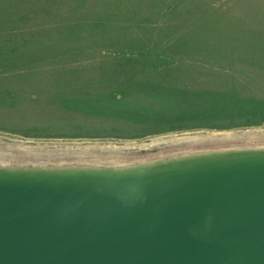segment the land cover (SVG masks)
<instances>
[{
    "label": "rangeland",
    "instance_id": "374dc122",
    "mask_svg": "<svg viewBox=\"0 0 264 264\" xmlns=\"http://www.w3.org/2000/svg\"><path fill=\"white\" fill-rule=\"evenodd\" d=\"M263 140L264 0H0V163Z\"/></svg>",
    "mask_w": 264,
    "mask_h": 264
},
{
    "label": "water",
    "instance_id": "95a60500",
    "mask_svg": "<svg viewBox=\"0 0 264 264\" xmlns=\"http://www.w3.org/2000/svg\"><path fill=\"white\" fill-rule=\"evenodd\" d=\"M0 264H264V145L0 163Z\"/></svg>",
    "mask_w": 264,
    "mask_h": 264
},
{
    "label": "bare ground",
    "instance_id": "6f19581e",
    "mask_svg": "<svg viewBox=\"0 0 264 264\" xmlns=\"http://www.w3.org/2000/svg\"><path fill=\"white\" fill-rule=\"evenodd\" d=\"M264 141V140H263ZM256 142V141H255ZM237 143V142H236ZM262 143V142H261ZM221 144V143H220ZM260 144V143H259ZM216 145H218V144H216ZM226 145H227V143H226ZM250 145H252V144H250ZM237 146V145H236ZM244 146V145H243ZM253 146V145H252ZM228 147V146H227ZM186 148V147H185ZM210 148V147H209ZM182 150V149H181ZM179 151H180V149H179ZM166 154V153H165ZM148 156V155H147ZM145 157V156H144ZM148 158V157H147ZM150 158V157H149ZM46 160V159H45ZM42 161V160H41ZM76 161V160H75ZM79 161V160H78ZM49 162V161H48ZM67 162V161H66ZM87 162V161H86ZM91 162V161H90ZM2 163V162H1ZM11 163V162H10Z\"/></svg>",
    "mask_w": 264,
    "mask_h": 264
}]
</instances>
